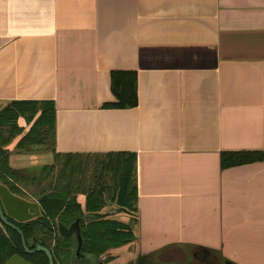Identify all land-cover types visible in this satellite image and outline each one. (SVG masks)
<instances>
[{"label":"crops","instance_id":"obj_1","mask_svg":"<svg viewBox=\"0 0 264 264\" xmlns=\"http://www.w3.org/2000/svg\"><path fill=\"white\" fill-rule=\"evenodd\" d=\"M115 69L136 106H103ZM26 99L53 154L136 155L137 237L101 264H264V160L221 164L264 150V0H0V108Z\"/></svg>","mask_w":264,"mask_h":264},{"label":"trees","instance_id":"obj_2","mask_svg":"<svg viewBox=\"0 0 264 264\" xmlns=\"http://www.w3.org/2000/svg\"><path fill=\"white\" fill-rule=\"evenodd\" d=\"M111 89L115 99L104 107H132L138 104V83L135 70L115 69L111 72ZM24 116L30 127L25 130L18 119ZM56 106L53 100H13L0 108V180L24 197L38 200L42 214L28 221L15 223L23 230L29 248L41 243L53 253L55 264H93L92 257L101 264L113 248L135 240L137 220V183L134 153H107V160H99L91 181H87L82 153H54L55 161L39 170L16 168L10 163L9 145L16 140L17 151H29L55 143ZM64 157L61 165L56 160ZM264 160V150H225L221 154L223 168L246 162ZM86 195L85 203L78 200ZM34 196L33 197H31ZM109 201L120 210L134 213L130 220H122L102 213ZM87 214H93L89 218ZM80 218L82 230L81 253L78 257V239L64 237L58 223L67 225ZM19 253L36 264H50L45 251L25 249L19 231L4 223L0 216V263ZM107 256V257H106ZM106 257V258H105ZM140 256L137 264H144ZM226 262H229L228 260ZM132 264V263H131ZM134 264V263H133ZM234 264V263H233Z\"/></svg>","mask_w":264,"mask_h":264},{"label":"water","instance_id":"obj_3","mask_svg":"<svg viewBox=\"0 0 264 264\" xmlns=\"http://www.w3.org/2000/svg\"><path fill=\"white\" fill-rule=\"evenodd\" d=\"M42 214L41 204L38 200L30 199L24 196H21L15 192H13L9 186L0 180V216L4 223L12 226L17 229L22 236V242L25 249L29 252L35 251H45L49 257L50 264H55L54 256L51 249L41 243L37 244L34 248H29L26 242V238L24 236L23 230L15 223V221L23 222L28 221L30 219L39 217ZM93 214H87L86 217L89 218ZM13 219V220H11ZM59 233L64 237H70L75 235L78 239V247L76 250V254L78 257H89L88 254L81 253V245H82V230L80 226V218H77L71 224L67 225L63 222L58 223ZM93 264H97V259L92 257ZM0 264H36L19 253L13 254L6 261Z\"/></svg>","mask_w":264,"mask_h":264},{"label":"rangeland","instance_id":"obj_4","mask_svg":"<svg viewBox=\"0 0 264 264\" xmlns=\"http://www.w3.org/2000/svg\"><path fill=\"white\" fill-rule=\"evenodd\" d=\"M27 121V120H26ZM28 123V122H27ZM16 143V140L13 141L9 147L11 149V154H10V163L13 167L16 168H30V169H35L39 170L42 166L45 164H50L55 161L54 159V154L52 151L53 145L49 144L48 146H44L41 148L29 150V151H17L14 147ZM102 156L98 155H89V156H83L82 158L87 161V164L85 163V175L87 177V181H91L93 178V174L96 170V166L99 163V160L101 159ZM64 160V157H61L60 160H56V164L58 166L61 165V162ZM31 197L34 198V196L31 195ZM107 207L110 211L113 209H117L116 207H113V204L109 203ZM114 211V210H113ZM114 216L123 218L124 214L120 212H112ZM129 213V220L134 217V213ZM128 244V243H127ZM125 244V245H127ZM131 247V246H130ZM124 249H128L127 246H123ZM133 250L130 249V252ZM126 258L122 256L121 262L123 264H131L133 262L131 260H125ZM106 260V259H105ZM96 263V261H93ZM131 262V263H130ZM105 264V263H104Z\"/></svg>","mask_w":264,"mask_h":264}]
</instances>
